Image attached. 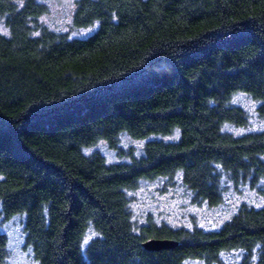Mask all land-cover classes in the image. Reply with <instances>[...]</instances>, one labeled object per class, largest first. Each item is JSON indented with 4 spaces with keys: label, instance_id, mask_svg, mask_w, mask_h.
Segmentation results:
<instances>
[{
    "label": "trees",
    "instance_id": "1",
    "mask_svg": "<svg viewBox=\"0 0 264 264\" xmlns=\"http://www.w3.org/2000/svg\"><path fill=\"white\" fill-rule=\"evenodd\" d=\"M46 12L0 0V218L25 217L36 262L224 264L241 252L240 264H264V207L212 231L138 226L130 210L141 182L176 176L210 207L223 175L264 195V131L226 130L248 125L237 95L264 118V0H76L73 25L97 29L72 40L41 25ZM122 135L148 139L129 163L84 151L118 150ZM150 239L177 245L145 252Z\"/></svg>",
    "mask_w": 264,
    "mask_h": 264
},
{
    "label": "rangeland",
    "instance_id": "2",
    "mask_svg": "<svg viewBox=\"0 0 264 264\" xmlns=\"http://www.w3.org/2000/svg\"><path fill=\"white\" fill-rule=\"evenodd\" d=\"M47 8L39 21L49 31L65 35L68 39H85L97 29V25L87 28H76L72 23L74 3L76 0H38ZM7 30L0 17V34L7 35ZM234 103L248 115V125L245 128L227 126L226 130L234 135L247 132L264 131V118L257 113V104L248 96L237 95ZM174 141L178 132L168 137L157 139ZM148 139L134 140L122 135L118 150H111L103 142L84 150L87 154L99 152L108 163H129L132 157H140ZM223 200L217 207L197 204L192 193L182 184L181 178L173 180L157 179L143 181L139 188L130 193V210L135 223L140 226L152 218L156 224H165L174 228L198 227L205 231L217 230L223 223L237 213L243 205L253 208L264 207V195L259 194L248 185L235 187L226 176H222ZM25 217L15 215L10 219L0 218V233L7 238L6 264H38L32 250L26 244L24 232ZM96 233L88 231L85 244L89 243ZM241 252H231L222 257L224 264H240ZM185 264H204L198 260H188Z\"/></svg>",
    "mask_w": 264,
    "mask_h": 264
},
{
    "label": "water",
    "instance_id": "3",
    "mask_svg": "<svg viewBox=\"0 0 264 264\" xmlns=\"http://www.w3.org/2000/svg\"><path fill=\"white\" fill-rule=\"evenodd\" d=\"M176 245L177 243L171 240L150 239L142 244V248L145 252H159L175 248Z\"/></svg>",
    "mask_w": 264,
    "mask_h": 264
}]
</instances>
